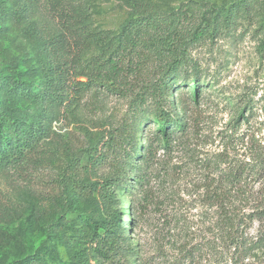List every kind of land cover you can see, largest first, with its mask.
<instances>
[{"label": "rangeland", "instance_id": "1", "mask_svg": "<svg viewBox=\"0 0 264 264\" xmlns=\"http://www.w3.org/2000/svg\"><path fill=\"white\" fill-rule=\"evenodd\" d=\"M64 4L0 0V264H264V0Z\"/></svg>", "mask_w": 264, "mask_h": 264}, {"label": "trees", "instance_id": "2", "mask_svg": "<svg viewBox=\"0 0 264 264\" xmlns=\"http://www.w3.org/2000/svg\"><path fill=\"white\" fill-rule=\"evenodd\" d=\"M51 1H52V7L54 9H56V10L59 9L58 11H59L60 17H64V12L66 13L64 0H51ZM200 35H201V33H197L196 34V37H198ZM107 61L109 62L108 63V67H107L108 73L107 74H104L105 76H103V78H106V79L107 78H114L115 75H116V73H117L118 66H117L116 62L110 61V59L107 60ZM103 78L101 77V78H98V79L100 81L104 82V83H107V82H105L103 80ZM110 184H111L110 182L103 183L102 185H100V188L101 189H106V187L109 188L110 187ZM97 185H99V183H97ZM115 221H117V223H118V218L117 217H115ZM108 237H109L108 234H105L103 236H100L99 239L97 240L96 244L98 246L107 245V243H108L107 242L108 241Z\"/></svg>", "mask_w": 264, "mask_h": 264}]
</instances>
